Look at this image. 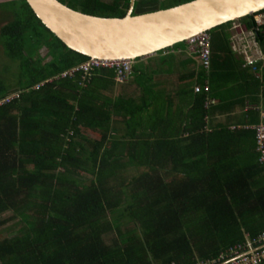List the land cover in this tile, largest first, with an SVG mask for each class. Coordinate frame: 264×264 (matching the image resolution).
Here are the masks:
<instances>
[{
    "label": "trees",
    "instance_id": "obj_1",
    "mask_svg": "<svg viewBox=\"0 0 264 264\" xmlns=\"http://www.w3.org/2000/svg\"><path fill=\"white\" fill-rule=\"evenodd\" d=\"M56 1L109 19H122L130 3ZM192 1L172 0L164 9L157 0H136L132 16ZM10 3L19 10L12 9V21L1 28L6 49L20 47L27 31L38 28L50 41L36 34L38 45L29 52L22 46L16 54L26 59L27 79L18 90L0 88V99L19 94L0 106V218L11 213L21 219L18 234L0 238V264H193L264 234V170L253 132L206 130L209 88L196 94L184 132H175L174 122L114 96L119 86L112 70L60 78L89 60L45 30L24 0ZM238 22L251 27V17ZM229 28L230 23L208 33L211 65L225 70L222 59L233 56ZM255 40L262 49L264 29ZM44 48L50 62L42 65L38 55ZM262 65H256L263 74L254 81L264 93ZM131 76L140 80L143 73L132 68ZM120 218L132 229L121 233Z\"/></svg>",
    "mask_w": 264,
    "mask_h": 264
},
{
    "label": "water",
    "instance_id": "obj_2",
    "mask_svg": "<svg viewBox=\"0 0 264 264\" xmlns=\"http://www.w3.org/2000/svg\"><path fill=\"white\" fill-rule=\"evenodd\" d=\"M24 1L45 30L67 50L89 61L132 65L264 11V0H195L133 17L136 0H130L122 19H109L83 15L56 0Z\"/></svg>",
    "mask_w": 264,
    "mask_h": 264
},
{
    "label": "crops",
    "instance_id": "obj_3",
    "mask_svg": "<svg viewBox=\"0 0 264 264\" xmlns=\"http://www.w3.org/2000/svg\"><path fill=\"white\" fill-rule=\"evenodd\" d=\"M259 50L264 56V47ZM222 61L225 62L222 63L227 67L226 70L221 68V64L211 65L210 57L209 70L204 71L197 59L188 53L187 47L171 50L135 62L132 68L139 67L143 76L140 80L131 76L126 85L115 87L112 93L124 101L133 102L143 109V114L147 113L156 119L163 116L165 122H174L178 130L175 132H184L185 119L189 118L197 96L194 89L207 86L210 95L206 98L213 103L204 106L207 111L211 110L205 118L206 130L211 131L219 126L231 130L261 124L260 121L264 119L263 91L256 86V80L250 72L241 69L234 55L228 59L224 57ZM262 74L263 70L260 72L261 77ZM248 112L254 113L246 115ZM158 132V135L162 134V130Z\"/></svg>",
    "mask_w": 264,
    "mask_h": 264
},
{
    "label": "built area",
    "instance_id": "obj_4",
    "mask_svg": "<svg viewBox=\"0 0 264 264\" xmlns=\"http://www.w3.org/2000/svg\"><path fill=\"white\" fill-rule=\"evenodd\" d=\"M251 27L246 29L238 21L231 22L228 29V43L230 52L239 58L242 62L241 69L249 68L250 74L255 80H260V68L256 65L263 62V55L259 50L255 40L256 35L264 29V13L259 12L251 15ZM187 51L197 59V62L204 71L210 67V39L208 34H201L190 39L186 44ZM132 64L130 62H100L88 61L79 67L72 69L60 78H71L75 74H88L93 70H112L115 75V82L122 86L128 82L132 73ZM51 83V81L45 82ZM39 86L34 87L37 90ZM208 87L195 88L194 93L208 94ZM19 94H12L0 99V106L10 103L18 98ZM213 101L206 100L205 106H209ZM231 130L235 128H230ZM244 129L251 130L254 135L255 153L257 162L264 170V125L247 126ZM264 261V234L258 235L255 239L246 241L244 245H236L220 252L214 259L205 261H196L193 264H260Z\"/></svg>",
    "mask_w": 264,
    "mask_h": 264
},
{
    "label": "rangeland",
    "instance_id": "obj_5",
    "mask_svg": "<svg viewBox=\"0 0 264 264\" xmlns=\"http://www.w3.org/2000/svg\"><path fill=\"white\" fill-rule=\"evenodd\" d=\"M16 1L19 0H0V31L1 28L8 25V23L12 21V9L19 10V4H17L13 8L10 7L12 5L10 2ZM100 1L105 4H111L112 2V0ZM157 1L158 3L156 5L158 8H169L173 4L172 0ZM36 34L40 35L43 39L50 41V38L40 28H38L37 33L32 30L27 31V33L23 36L22 40L18 42L20 43V47L15 46L17 44L15 43L13 45V48H10V51L6 49L9 44H4V39L0 36V88L4 93L11 92L13 90H18L19 88H21L20 86L24 84L25 80L27 79V67L23 66V64H25L26 59L24 57H20L16 53L19 52V49H21L22 46L24 52H29V50H31L34 46L38 45V41L34 39V36ZM14 38L15 35L12 36V39ZM31 39H34V44L31 43ZM45 49L46 48L40 50L38 55L43 61L42 65H45L50 62V58L47 57V51ZM11 52L17 57L15 61L11 60ZM33 60L36 61L37 56H35ZM28 67L30 68V65H28ZM260 122L262 125H264V119H262ZM0 219L5 220L2 226H0V238H9L18 234V231L21 228L20 218L12 217L11 213H7L6 215H2ZM116 222L121 225V233L131 230L133 227L129 221H126L125 218H120ZM112 234L113 238H116V233L113 232Z\"/></svg>",
    "mask_w": 264,
    "mask_h": 264
},
{
    "label": "clouds",
    "instance_id": "obj_6",
    "mask_svg": "<svg viewBox=\"0 0 264 264\" xmlns=\"http://www.w3.org/2000/svg\"><path fill=\"white\" fill-rule=\"evenodd\" d=\"M13 94H16V93H13ZM10 95H12V94H10ZM10 95H8V96H10Z\"/></svg>",
    "mask_w": 264,
    "mask_h": 264
}]
</instances>
